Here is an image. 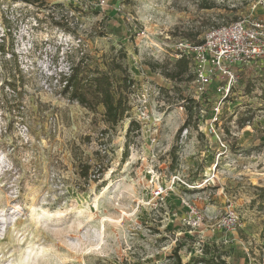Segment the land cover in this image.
<instances>
[{
  "label": "rangeland",
  "instance_id": "rangeland-1",
  "mask_svg": "<svg viewBox=\"0 0 264 264\" xmlns=\"http://www.w3.org/2000/svg\"><path fill=\"white\" fill-rule=\"evenodd\" d=\"M246 18L264 0H1L0 264H179L175 248L264 264V83L247 72L224 96L164 75L181 40ZM81 56L133 79L113 127L60 93Z\"/></svg>",
  "mask_w": 264,
  "mask_h": 264
},
{
  "label": "trees",
  "instance_id": "trees-1",
  "mask_svg": "<svg viewBox=\"0 0 264 264\" xmlns=\"http://www.w3.org/2000/svg\"><path fill=\"white\" fill-rule=\"evenodd\" d=\"M5 1H21L27 4H33V0ZM203 7L211 8L212 6L206 4V6ZM59 25L66 33L70 32L68 28L66 29L63 25ZM119 50L121 52V57L125 58L126 53L121 49ZM87 59L88 58L86 56H81L77 61L70 60L68 63V72L59 73L58 81L59 84H61L60 93L68 100H74L83 108H87L91 111H95L99 106H102V115H104L103 117L105 122L113 127L126 116V112L129 110L127 94L134 85L133 79L130 78L127 67L123 66L122 62L116 58H112L110 62L106 61L111 70L119 71L115 81L112 80L110 72L107 69L98 67V65L92 66ZM176 61V68L174 70L164 71V75L171 79H178L183 74H187V77L192 80L193 75L191 72V65L189 64V58L185 54H182L177 58ZM244 75L247 74L240 72L237 79L239 80ZM258 76L264 83V72ZM7 85L15 88L14 82L10 81L7 83ZM261 96L264 99V89L262 90ZM250 112V109H248L245 110V112L240 113V117L238 118L240 125H245L247 122L249 123L253 117V114ZM187 113L188 118L192 116L190 107L187 108ZM187 124L188 121H186L182 127L184 128V126H187ZM182 127L179 128V131L182 130ZM79 168L80 177L85 181L90 179L91 175L89 170L91 165L84 163L80 164ZM103 170V167L100 165L96 171L100 175L102 174ZM95 176L96 175L93 174L94 180ZM260 191L264 192V189H260ZM209 251L210 248L204 249L205 254L209 253ZM174 255L177 259V262L180 264L181 259H179L176 248ZM196 264H227V261L224 258H220V256L208 258L204 257L199 258Z\"/></svg>",
  "mask_w": 264,
  "mask_h": 264
},
{
  "label": "built area",
  "instance_id": "built-area-1",
  "mask_svg": "<svg viewBox=\"0 0 264 264\" xmlns=\"http://www.w3.org/2000/svg\"><path fill=\"white\" fill-rule=\"evenodd\" d=\"M176 48L178 57L185 54L189 58L192 83L198 90L213 83L225 96L237 84L240 72H264V21L246 18L220 23L206 29L197 42L181 40ZM215 121L207 128L218 137L213 128Z\"/></svg>",
  "mask_w": 264,
  "mask_h": 264
}]
</instances>
